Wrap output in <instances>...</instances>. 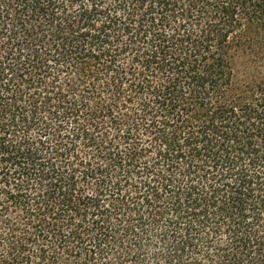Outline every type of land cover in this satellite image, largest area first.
Instances as JSON below:
<instances>
[{"label": "trees", "instance_id": "obj_1", "mask_svg": "<svg viewBox=\"0 0 264 264\" xmlns=\"http://www.w3.org/2000/svg\"><path fill=\"white\" fill-rule=\"evenodd\" d=\"M0 264H264V0H0Z\"/></svg>", "mask_w": 264, "mask_h": 264}]
</instances>
